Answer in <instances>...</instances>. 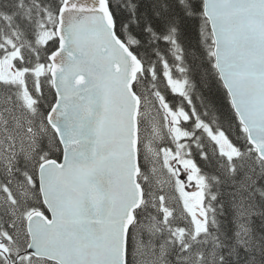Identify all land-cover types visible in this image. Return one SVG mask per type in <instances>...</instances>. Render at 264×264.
Segmentation results:
<instances>
[{
  "label": "snow or ice",
  "instance_id": "6c2138e0",
  "mask_svg": "<svg viewBox=\"0 0 264 264\" xmlns=\"http://www.w3.org/2000/svg\"><path fill=\"white\" fill-rule=\"evenodd\" d=\"M0 264H264V0H0Z\"/></svg>",
  "mask_w": 264,
  "mask_h": 264
}]
</instances>
